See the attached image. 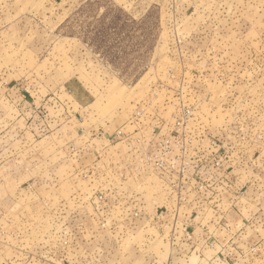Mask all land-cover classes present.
<instances>
[{
  "label": "rangeland",
  "instance_id": "rangeland-1",
  "mask_svg": "<svg viewBox=\"0 0 264 264\" xmlns=\"http://www.w3.org/2000/svg\"><path fill=\"white\" fill-rule=\"evenodd\" d=\"M0 264H264V0H0Z\"/></svg>",
  "mask_w": 264,
  "mask_h": 264
}]
</instances>
